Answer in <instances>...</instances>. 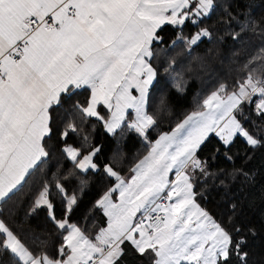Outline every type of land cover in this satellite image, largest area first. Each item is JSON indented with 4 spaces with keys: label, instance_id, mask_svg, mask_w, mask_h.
<instances>
[{
    "label": "snow or ice",
    "instance_id": "obj_1",
    "mask_svg": "<svg viewBox=\"0 0 264 264\" xmlns=\"http://www.w3.org/2000/svg\"><path fill=\"white\" fill-rule=\"evenodd\" d=\"M214 7L215 0H195L194 6L192 0H0V202L44 163L51 111L62 94L70 97L74 88L91 89L87 107L75 105L85 116L98 117L100 103L111 110L105 121L109 133L121 127L125 110L133 109L135 119L128 127L147 139V130L156 123L145 104L156 76L148 58L153 43L161 40L157 30L165 24L183 25L193 17L195 23L209 17ZM209 35L208 28H202L186 44L190 47ZM133 88L138 97L132 95ZM225 91L221 84L204 99L205 110L191 113L171 133L161 135L130 181L104 166L117 184L96 202L109 223L95 242L69 222L76 197L65 194V217L57 220L45 185L33 211L47 205L50 218L67 233L59 258L33 254L0 221V264H119L125 242L142 256L150 251L152 264H247L244 238L234 239L194 202L192 178L185 171L189 165L193 170L201 167L196 152L212 132L226 148L234 137L244 138L252 148L261 146L236 113L242 99L258 94L257 114L264 115V80L249 75L226 99L220 95ZM69 130L75 131V125L68 124L61 136ZM64 151L82 172L98 170L93 161L98 150L82 158L75 148ZM173 170L176 180L170 181ZM56 187L64 192L61 184ZM117 191L118 204L112 200ZM138 212L142 219L134 222Z\"/></svg>",
    "mask_w": 264,
    "mask_h": 264
},
{
    "label": "trees",
    "instance_id": "obj_2",
    "mask_svg": "<svg viewBox=\"0 0 264 264\" xmlns=\"http://www.w3.org/2000/svg\"><path fill=\"white\" fill-rule=\"evenodd\" d=\"M192 2L194 6L195 0ZM193 19L183 25L165 24L157 30L161 40L153 43L151 57L156 76L146 105L156 123L147 130V139L128 127L131 114L115 133H109L102 120L80 112L75 105L88 104V88L73 89L70 97L63 94L61 103L54 106L51 131L43 140L48 156L0 209L1 219L33 254L59 258L58 249L66 235L50 218L47 206L33 211L45 185L56 219L65 217V194L75 196L69 222L93 237L107 223L96 202L115 183V177L105 172V165L124 174L161 135L188 114L202 110L204 99L221 84L226 87L220 93L225 98L238 91L249 75L253 80H264V0H215L209 17H200L195 23ZM202 28H208L210 35L187 46L186 41ZM258 98L257 94L250 101L244 99L236 115L262 141L261 146L252 148L244 138L234 137L226 148L219 136L211 135L196 153L201 167L191 168L197 202L234 239L244 238L247 264H264V115L257 114ZM68 124L75 125L76 130L62 137ZM66 146L77 149L79 158L98 150L93 156L98 170L82 172L64 151ZM237 228L241 229L239 234ZM122 247L119 264H152L150 251L142 256L130 242Z\"/></svg>",
    "mask_w": 264,
    "mask_h": 264
},
{
    "label": "crops",
    "instance_id": "obj_3",
    "mask_svg": "<svg viewBox=\"0 0 264 264\" xmlns=\"http://www.w3.org/2000/svg\"><path fill=\"white\" fill-rule=\"evenodd\" d=\"M149 60H150V63H151V58H148ZM152 65V64H151ZM153 67V66H152ZM154 68V67H153ZM155 70V69H154ZM154 80H155V77H154V79H153V82H154ZM153 84V83H152ZM151 84V85H152ZM151 85H149V90H150V87H151ZM81 88H88L89 90H90V92H91V89L88 87V86H83V87H81ZM74 89H76V88H74ZM130 91L132 92V95H134V96H139V92H137L136 91V89L135 88H133V89H130ZM149 94V93H148ZM63 95V94H62ZM90 98H91V94H90ZM90 98H89V100H90ZM227 98V96L225 97V99ZM148 99V98H147ZM89 102V101H88ZM88 105V104H87ZM87 105L85 106V107H87ZM146 105H147V100H146V104H145V110H146ZM96 108H97V112H98V117H94V118H98V119H100L99 117H103V119H100V120H102L103 122H104V126H105V121L107 120V119H109L110 117H111V110H109L103 103H100V104H98L97 106H96ZM102 110V111H101ZM203 110H205L204 108L202 109V110H200V111H203ZM131 114V119L129 120V124L130 123H132L133 121H134V119H135V112H134V110L133 109H126L125 110V120L124 121H122V123H121V125L125 122V121H127L128 120V115H130ZM190 115V114H189ZM185 119V118H184ZM106 128V127H105ZM173 130V129H172ZM171 130V131H172ZM171 131H168L167 133H171ZM211 134H213V135H216V133L215 132H212V133H209L208 134V136L206 137V139L205 140H207V138L211 135ZM202 145V144H201ZM152 146V145H151ZM150 150V149H149ZM197 151H198V149H197ZM149 152V151H148ZM148 152L144 155V156H146L147 154H148ZM197 153V152H196ZM69 156V155H68ZM144 156L142 157V158H140V160L136 163V164H134V166L130 169V170H128L127 172H125L124 174H118V175H120L123 179H125V180H127V181H130L131 180V178L133 177V175L135 174L134 173V169H135V167H136V165L144 158ZM70 157V156H69ZM185 171H186V173L191 177V175H192V172H191V166L189 165V167L187 168V169H185ZM176 172H175V170H173L172 172H170L169 173V180L170 181H172V180H176ZM175 178V179H174ZM117 184V181H116V179H115V183H114V185L112 186V188L113 187H115V185ZM43 191V190H42ZM194 191V190H193ZM194 194H195V192H194ZM48 199H49V197H48ZM193 199H194V202L201 208V209H203L204 211H206L202 206H200V204L197 202V200H196V198H195V195H194V197H193ZM112 200H113V202L114 203H119V191H117V192H115V193H113V195H112ZM50 201V200H49ZM171 202H175V200L173 199V201H171ZM1 205H2V202H0V209H1ZM41 206H44V205H41ZM45 206H47V205H45ZM103 210V209H102ZM104 212V211H103ZM207 212V211H206ZM142 213H137L136 214V216L134 217V222H138V218L140 217V215H141ZM209 214V213H208ZM209 216L216 222V220L209 214ZM107 217V216H106ZM64 219V218H63ZM59 220H61V219H59ZM0 221H3L2 219H1V217H0ZM4 222V221H3ZM71 223V222H70ZM108 223H109V220H108V217H107V223H106V225L104 226V227H101L100 229H98V231L94 234V236L93 237H90L89 235H87L82 229V231L84 232V234L86 235V236H88L93 242H95V237H96V235L100 232V230L101 229H104V228H107L108 227ZM217 223V222H216ZM72 224H75V223H72ZM6 225V224H5ZM7 226V225H6ZM78 226V225H77ZM8 227V226H7ZM79 227V226H78ZM9 228V227H8ZM10 229V228H9ZM67 234V233H66ZM136 236H137V238H139V235H138V233L136 234ZM21 241V240H20ZM22 242V241H21ZM23 243V242H22ZM24 244V243H23ZM25 245V244H24ZM26 246V245H25ZM27 247V246H26ZM28 248V247H27ZM30 251V250H29Z\"/></svg>",
    "mask_w": 264,
    "mask_h": 264
},
{
    "label": "built area",
    "instance_id": "obj_4",
    "mask_svg": "<svg viewBox=\"0 0 264 264\" xmlns=\"http://www.w3.org/2000/svg\"><path fill=\"white\" fill-rule=\"evenodd\" d=\"M175 178H176V177H175ZM175 178H174V179H175ZM172 181H174V180H172ZM170 202H171V201H167V200H164V201H163V203H165V204L170 203ZM142 215H143V214H141L140 217L138 218V222L141 221V219H142ZM160 215H162V213H160ZM147 223H148V221H144V225H145V226L147 225Z\"/></svg>",
    "mask_w": 264,
    "mask_h": 264
},
{
    "label": "rangeland",
    "instance_id": "obj_5",
    "mask_svg": "<svg viewBox=\"0 0 264 264\" xmlns=\"http://www.w3.org/2000/svg\"><path fill=\"white\" fill-rule=\"evenodd\" d=\"M238 91H239V89H238ZM238 91H236V92H238ZM232 93H233V92H232ZM258 99L260 100L261 97L259 96ZM243 100H244V99H242L241 102H242ZM250 100H251V99H248V101H250ZM259 100H258V102H259ZM258 102H257V103H258ZM257 103H256V107H257ZM190 114H191V113H190ZM188 115H189V114H188ZM188 115H187V116H188ZM187 116H186V117H187ZM211 135H213V134H211ZM211 135H210V136H211ZM210 136H209V137H210ZM209 137H208V138H209ZM208 138H207V139H208ZM205 141H206V140H205ZM205 141H204V142H205ZM204 142H203V143H204ZM203 143H202V144H203ZM67 147H72V146H66V148H67ZM200 147H201V146H200ZM200 147H199V148H200ZM72 148H73V147H72ZM94 150H95V149H94ZM94 150H93V151H94Z\"/></svg>",
    "mask_w": 264,
    "mask_h": 264
}]
</instances>
